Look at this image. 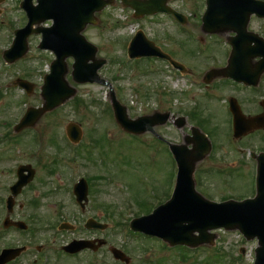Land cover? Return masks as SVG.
Returning a JSON list of instances; mask_svg holds the SVG:
<instances>
[{"label": "rangeland", "instance_id": "1", "mask_svg": "<svg viewBox=\"0 0 264 264\" xmlns=\"http://www.w3.org/2000/svg\"><path fill=\"white\" fill-rule=\"evenodd\" d=\"M121 2L114 0L113 5L97 11V22L88 24L83 33L98 47L97 56L107 61L99 73L110 82L130 118L157 111H170L175 116L154 127L161 140L150 131L132 135L118 125L110 102V87L98 82H76L72 78L71 57L67 59L70 70L66 76L76 89L75 95L42 114L35 126L16 130L15 124L29 106L43 105V78L55 55L38 47L40 34H31L26 54L8 64L3 51L11 45L14 31L24 27L27 16L20 6L21 0L0 1V215L8 187L16 180L21 164H31L36 175L16 198L17 214L39 218L42 224L62 218L80 222L83 216L74 200L73 185L84 177L89 184L87 204L97 217L115 225L122 221L121 213L126 217L144 215L150 206L168 199L164 192L175 180L176 163L168 143L192 149L193 143L188 142L187 136L194 126L208 133L213 146L210 154L197 163V190L218 202L253 196L256 162L250 160L249 154L264 151V131L235 141L230 133L228 98L235 97L245 114L258 112L264 98V73L257 90L217 77L206 91L203 84L191 83L189 76L172 75L159 59L131 62L127 47L133 31L142 29L163 51L190 69L200 83L209 69L226 65L229 47L219 40L229 33L211 35L202 30L204 0H169L172 7L189 17L184 28L163 14L135 18L133 10L123 8ZM42 24L49 26L52 20ZM249 29L264 36V19L253 16ZM191 32L193 39L188 36ZM17 78L34 85L31 94L15 85ZM179 117L185 119L181 125L177 124ZM70 122L82 128L77 144L67 137L66 126ZM241 148L244 155L239 153ZM140 201L145 205L139 206ZM114 231V240L122 245L117 224ZM213 232L214 244L194 249L191 255L182 254L185 251L179 246L162 249L147 240L130 241L128 247L136 248V263L140 253L148 249V257L160 259L163 264H254L256 238L246 239L239 230Z\"/></svg>", "mask_w": 264, "mask_h": 264}, {"label": "water", "instance_id": "2", "mask_svg": "<svg viewBox=\"0 0 264 264\" xmlns=\"http://www.w3.org/2000/svg\"><path fill=\"white\" fill-rule=\"evenodd\" d=\"M24 0L22 6L28 13L29 23L23 29L17 30V36L12 47L5 51L9 62L22 57L28 50V37L32 33H42L41 48L54 51L56 59L52 71L45 78L42 87L44 105L31 108L18 129L35 124L46 111L52 110L76 93L65 76L68 72L66 59L74 57L73 78L77 82L106 83L98 75V69L105 60L97 59V47L89 42L82 34L89 23H96L95 13L102 10L113 0ZM126 4L136 10V15L151 14L162 10H169L167 0H124ZM264 16V1L260 0H208V8L203 16V28L207 32H224L233 30L237 35L231 37L233 46L228 66L223 69H213L206 74L207 81L217 76L232 77L236 80H245L249 84H256L260 74L264 71V41L259 40L257 34L247 31V24L252 13ZM53 19L50 27L38 26L40 23ZM37 25V27H35ZM256 39L255 48L247 49L244 54L249 55L245 60L240 56L242 46H250ZM133 57L164 55L153 41L147 39L141 31L130 46ZM263 55V59L254 66L252 58ZM92 61V62H91ZM241 65H244L242 68ZM18 82L32 90V86L25 80ZM112 105L117 121L122 127L134 133H143L153 130L156 125L165 123L170 113H154L136 119H131L124 106L111 93ZM234 113L235 137L240 138L248 132L264 127V114L245 116L236 99H232ZM182 124V119L179 120ZM69 135L74 140H79L81 130L70 123L67 126ZM193 137L188 138L193 143V148L186 145H172L173 151L180 163V176L177 191L173 199L161 206L153 215L136 221L142 228L151 233L160 234L171 244L186 243L200 245L206 242L213 243L215 234L209 231L224 227L228 230L239 229L248 239L258 238L259 246L256 248L255 264H264V153L259 155L258 195L256 198L244 201L213 202L195 189L194 171L198 161H201L210 152L211 143L206 134L198 128H193ZM28 167L24 166L20 171ZM33 170L27 178L22 179L15 186L18 193L22 186L33 176ZM84 185L85 182H83ZM77 187V186H76ZM79 197L86 192V188L79 190ZM84 196V195H83ZM195 232H199L195 235ZM118 256H123L118 251Z\"/></svg>", "mask_w": 264, "mask_h": 264}, {"label": "flooded vegetation", "instance_id": "3", "mask_svg": "<svg viewBox=\"0 0 264 264\" xmlns=\"http://www.w3.org/2000/svg\"><path fill=\"white\" fill-rule=\"evenodd\" d=\"M176 59V57L173 56ZM256 58L254 61H257ZM179 61V60H178ZM185 72L191 74V70L187 67ZM260 110L255 114H260L264 111V105L259 102ZM258 107V108H259ZM248 115H254L248 113ZM259 132V131H257ZM86 205L83 211H89V215L83 219L82 225L77 221L71 223L68 220H55L52 223L39 222L38 219L27 218L14 211L6 216L0 217V254L7 250H15L20 253L13 258L6 260L3 264H148L142 259H138L136 263L134 251L128 247V244L120 245L114 240L115 225L108 221L92 214V210ZM6 218V220H5ZM92 218L99 222L94 228H87L85 222ZM11 221H24L28 227L22 230L19 227L11 224ZM33 221V223H31ZM49 225L47 226V224ZM65 223V227H72L71 230L61 229L55 232V227H61ZM97 224V223H96ZM52 225V226H50ZM50 226V227H49ZM47 227V228H44ZM104 227L105 230H101ZM44 228V229H43ZM71 232V234H70ZM133 237L141 239H149L141 232L130 231ZM87 240L88 246L81 250L70 252L65 249L73 240ZM120 248L128 256L127 260H119L114 253V248ZM131 249V250H130Z\"/></svg>", "mask_w": 264, "mask_h": 264}]
</instances>
